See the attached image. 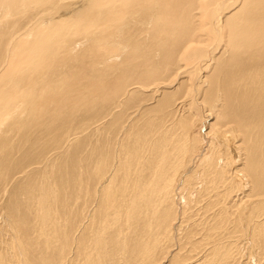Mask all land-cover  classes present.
<instances>
[{"label": "bare ground", "instance_id": "6f19581e", "mask_svg": "<svg viewBox=\"0 0 264 264\" xmlns=\"http://www.w3.org/2000/svg\"><path fill=\"white\" fill-rule=\"evenodd\" d=\"M192 1L82 0L83 12L72 15L94 28L86 61L64 50L48 56L45 72L33 67L2 88L0 264H264V0L245 21H223L231 0L211 2L210 25L231 53L194 89L209 120L200 139L209 142L202 164L185 176V160L203 142L191 137L192 104L154 94L184 83L151 89L143 79L196 67L197 40L177 50ZM205 1L198 0L201 16ZM53 26L59 48L77 34L61 20ZM188 49L196 53L184 58ZM62 58L71 61L67 74L50 78ZM20 199L30 203L32 225Z\"/></svg>", "mask_w": 264, "mask_h": 264}, {"label": "rangeland", "instance_id": "374dc122", "mask_svg": "<svg viewBox=\"0 0 264 264\" xmlns=\"http://www.w3.org/2000/svg\"><path fill=\"white\" fill-rule=\"evenodd\" d=\"M47 1L48 0H0V46H1L0 60H4V56L6 55V50L9 53L6 67L3 68L4 71L2 70L4 73H0V76L2 75L0 77V91H1L0 95H4L3 93L6 90L8 91L9 87L7 84L9 80L18 79L19 76L23 73L28 74L30 70L33 69V67H42L43 72H45L47 67L48 56H62L64 50H66L69 54L71 53L69 49H72L74 50L72 54L73 57H78L79 59H83V53L86 50L87 46L89 45V35L94 30V28L89 27L87 25L86 20L82 19L83 14L75 15V16L72 15L73 14L72 10H81L83 12V9L79 7V5L82 3V0H55V2L54 0H51L50 4H48L49 2ZM200 1L201 0H199V2ZM222 1H227V0L205 1L206 4H208V6H205L203 8V10H205V13L202 16L200 15V10L198 6L201 5V3L198 4V0L192 1L193 4L189 3L186 9L184 8L182 12V15H184L186 18L183 16L182 17L184 19L183 20L180 17V19L183 20V22L181 21V23L183 24L185 31H189L192 37H189L188 36L189 33H188L187 36H185V38L183 39V42L180 43V45L178 46L177 50L179 48H182L183 44L186 43L187 41L191 42V40H197L196 45L198 47L197 46L196 47L199 48L198 51H200L201 49L200 55L195 51H190L189 50L190 48L182 52L184 58H186L187 55L196 53L197 58L196 57L193 58L192 62L193 61L199 62L201 59L200 63L198 62L196 63V67L194 69L190 67H186L184 68V70L182 69L183 71L178 76L174 74L169 76L168 73H163L159 75L158 77L159 80L157 81H153L151 78H148V76L146 77V79H143L145 81V84L148 85L151 89L161 88V86H170L175 82L183 81L184 85L182 86V90L179 92L172 93L173 89L167 87L166 89H164V93L163 91L155 90L154 94L157 95L174 94L176 96H181L179 100H184L186 104H190V103L192 104L191 112L193 118H191V121L193 125L190 124V126L192 127L191 137L195 136L199 141H201L200 138H202V136L204 138V134L207 132L206 128H208L207 125L209 123V120H206L205 116L203 117V115L206 114V112L204 107L198 105V103L200 102V97L194 93V89L196 87V84H198L201 81L202 78L201 76L206 77L214 69H216L217 66H218L217 69H219V65L221 64V62H224L225 59L227 60L231 53L230 52L231 48L230 49L228 48L229 52L228 50L225 51L227 46L223 37L218 39L215 36V31H213L215 26L213 24L212 26L210 25L212 21L211 17L215 12V10L213 9L215 5L211 4V2L218 3ZM255 1L256 0H231L229 2V5H227L228 8L226 9V11L224 13L222 12L223 21L225 19H228V16H230V18L239 16L241 20L244 21L248 20L249 15H251L250 12H252L250 10H252L253 2ZM249 5L250 7H248ZM194 6L196 7L195 10H193L195 8ZM229 6L231 7L229 8ZM123 7L124 5H116V7L114 8H116L117 11L123 12V10H125ZM215 8H217V5L215 6ZM85 12L86 11L84 10V13ZM256 12L260 13V10H257ZM253 14L254 13H252V15ZM254 16H257V13L254 14ZM59 17L61 18L57 19ZM74 17H77V19H75ZM57 20H61L63 22V24L68 28L69 33L72 31H76L77 33L71 36L68 39L67 43L62 48H59L58 45H56V42L60 41L62 36L53 30L54 28L53 23ZM38 26L41 28H46V27L48 28L44 31L42 29H39ZM194 26H196L195 34L198 36V39L197 37L195 38L194 34L192 33ZM84 40H87V43L81 44V42H84ZM218 44L219 47L216 49ZM151 47L152 48L156 47V42L153 40ZM196 47L194 49H196ZM213 48L215 50H213ZM212 50L215 52L213 58H217L218 59L217 61L215 59L213 62L209 60L210 57L209 54L211 53ZM190 60L191 57H189V60L187 61L188 64ZM83 61H86V58L83 59ZM202 62L203 65H201ZM216 62L218 65H216ZM69 64H71V61H67V60L64 61L62 58L60 66L59 67L57 66L56 68H53L50 71H48L47 75L50 78H53L55 76V72L60 73L61 71L62 72L64 71V75H66L67 73L64 70L65 69L64 67L65 65H69ZM181 67H183V64H181ZM127 79H129L130 82L135 81L134 78L131 77H127ZM2 88H3V93H2ZM139 93L143 94L141 92ZM1 100H2L1 103H3L6 100V98H0V101ZM15 100L16 99H14V102ZM4 104L6 103L4 102ZM138 104H141V102L134 103L135 106H137ZM1 106L2 107L0 108L3 109V111H7L4 109L3 105ZM131 111H133V108L128 110V112ZM5 116L3 118H5ZM16 116L17 115L15 113L12 116V118ZM5 119L7 123L8 120L10 122L11 115ZM202 120L204 121L203 123H201ZM125 121L126 119L123 120V122ZM202 141H201L202 142L201 146L200 145L197 146V144L194 146L197 150L196 152H194L190 163L188 162V159L185 160V164L182 169L184 168L186 169H184L180 175L185 174V176H188L189 175L188 169L190 170V167L195 168L194 169L195 171L197 170L198 166L202 164L204 156H206L205 150L207 149L209 138H205ZM31 171H32L31 169H28V173ZM191 178L192 177H190L189 179ZM179 182L177 183V192L181 195H184L185 191H187V187H186L187 185L183 184V178H179ZM23 200L20 199V204ZM176 202L180 204L178 198H176ZM21 205H22L21 207L22 212H24L25 215L28 214L26 212H29L28 215L30 217L31 225H32L33 221L31 219L32 216L30 215L33 214H31L29 210L27 211L25 210L29 208L30 205L29 201L24 200ZM25 205L27 206V208H25L26 207ZM0 214L2 215V213ZM248 251L246 252L244 259L245 258L248 259V256L250 257V251L249 253ZM8 257H10V254L8 255Z\"/></svg>", "mask_w": 264, "mask_h": 264}]
</instances>
